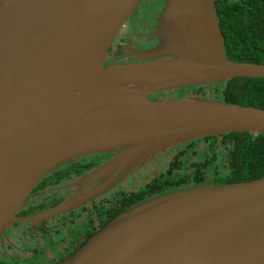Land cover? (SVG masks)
Segmentation results:
<instances>
[{
	"label": "water",
	"instance_id": "obj_1",
	"mask_svg": "<svg viewBox=\"0 0 264 264\" xmlns=\"http://www.w3.org/2000/svg\"><path fill=\"white\" fill-rule=\"evenodd\" d=\"M143 0H0V236L121 185L157 155L205 137L264 135V109L163 90L264 78V64L225 53L214 0H163L164 44L139 64L105 65ZM113 156L57 207L16 214L56 167ZM62 264H264V176L197 187L130 206Z\"/></svg>",
	"mask_w": 264,
	"mask_h": 264
},
{
	"label": "flooded vegetation",
	"instance_id": "obj_2",
	"mask_svg": "<svg viewBox=\"0 0 264 264\" xmlns=\"http://www.w3.org/2000/svg\"><path fill=\"white\" fill-rule=\"evenodd\" d=\"M163 9L164 2L160 0H143L136 13L126 21L113 41L105 65L139 64L148 61L141 59L139 55L164 44L160 30V17ZM185 88L163 90L150 95L147 99L163 101L197 96L181 91ZM209 138L194 140L201 155H205V148L210 143ZM220 140L221 137L215 138L217 145L215 151L218 155L223 150L219 145ZM192 142L173 147L157 155L121 185H116L111 191L66 214L52 217L41 223L17 222L7 227L4 234L0 236V264H3L2 259H13L15 262L24 261V264H62L92 237L89 238L90 235H94L102 229L105 222L109 221L114 212L109 206L114 194L120 190H124L128 195L134 192L143 183L149 182L154 175L164 171L180 153L183 154V158L197 161V157L188 149V145ZM183 150L184 153H182ZM226 152L224 150L225 155L222 156L226 159L225 164H228L231 159L226 156ZM112 157L111 155H90L56 167L39 180L27 197L26 205L16 216L34 217L57 207L76 193L78 187L75 185L81 181L83 176ZM96 160L99 161L98 165L86 169L87 164H92ZM208 176H210L209 183H207ZM204 183L215 184V177L204 174L202 184ZM114 200L118 201L119 205V202H122L121 199ZM56 235H59L58 240L54 238Z\"/></svg>",
	"mask_w": 264,
	"mask_h": 264
},
{
	"label": "trees",
	"instance_id": "obj_3",
	"mask_svg": "<svg viewBox=\"0 0 264 264\" xmlns=\"http://www.w3.org/2000/svg\"><path fill=\"white\" fill-rule=\"evenodd\" d=\"M214 1L227 58L237 63L264 64V0ZM181 91L223 103L264 109V78L238 77L228 82L186 87ZM220 137L219 145L223 150L219 155L215 151L216 137L209 138L205 155L199 153L197 143L193 141L188 149L197 157V161L183 158L180 153L164 171L154 175L134 192L128 195L120 190L114 194L109 204L114 212L103 227L130 206L153 196L202 185L204 174L214 175L215 185L244 183L264 176V135L232 133ZM224 150L231 162L219 166L217 162L223 157ZM184 152L183 150L182 153ZM98 164L99 161L96 160L87 164L86 169ZM209 181L210 176L207 183ZM114 199H121L122 202L119 205ZM91 236L93 235L89 238Z\"/></svg>",
	"mask_w": 264,
	"mask_h": 264
},
{
	"label": "rangeland",
	"instance_id": "obj_4",
	"mask_svg": "<svg viewBox=\"0 0 264 264\" xmlns=\"http://www.w3.org/2000/svg\"><path fill=\"white\" fill-rule=\"evenodd\" d=\"M160 1L163 3V0H160ZM99 155L102 156V154H99ZM225 161H226L225 157H221V159H219V161L217 162V165H219V166H225L226 165L225 164L226 163ZM61 235L62 234H60V236ZM54 238H57V240H58L59 239V235L54 236ZM1 263H3V264H24V261H17V262H15L13 259L12 260L11 259H2L1 260Z\"/></svg>",
	"mask_w": 264,
	"mask_h": 264
}]
</instances>
